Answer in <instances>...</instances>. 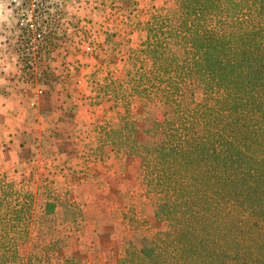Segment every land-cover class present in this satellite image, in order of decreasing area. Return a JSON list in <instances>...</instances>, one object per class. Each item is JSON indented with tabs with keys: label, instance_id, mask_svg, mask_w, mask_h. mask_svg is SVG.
Instances as JSON below:
<instances>
[{
	"label": "trees",
	"instance_id": "obj_1",
	"mask_svg": "<svg viewBox=\"0 0 264 264\" xmlns=\"http://www.w3.org/2000/svg\"><path fill=\"white\" fill-rule=\"evenodd\" d=\"M36 11L58 15L51 4ZM142 30L137 65L106 88L115 107L162 110L115 128L112 151L144 173L161 228L149 235L132 221L114 264H264V0H175ZM44 203L47 218L48 193ZM34 210L32 193L0 177V264L48 262L19 254Z\"/></svg>",
	"mask_w": 264,
	"mask_h": 264
},
{
	"label": "rangeland",
	"instance_id": "obj_2",
	"mask_svg": "<svg viewBox=\"0 0 264 264\" xmlns=\"http://www.w3.org/2000/svg\"><path fill=\"white\" fill-rule=\"evenodd\" d=\"M46 4L57 9L54 20L37 15ZM174 5L0 0V177L34 195L21 258L48 253L46 264L69 257L114 264L124 242L134 238L132 221H145L149 235L161 228L142 190L144 173L112 151V132L129 120L140 128L162 107L138 101L115 107L106 86L124 81L125 71L137 65L150 16ZM156 137L140 133L138 140L148 144ZM47 193L55 206L46 218Z\"/></svg>",
	"mask_w": 264,
	"mask_h": 264
},
{
	"label": "crops",
	"instance_id": "obj_3",
	"mask_svg": "<svg viewBox=\"0 0 264 264\" xmlns=\"http://www.w3.org/2000/svg\"><path fill=\"white\" fill-rule=\"evenodd\" d=\"M36 112H37V110H36ZM10 144H11L10 146H12V148H13L15 146V141L12 140V142Z\"/></svg>",
	"mask_w": 264,
	"mask_h": 264
}]
</instances>
